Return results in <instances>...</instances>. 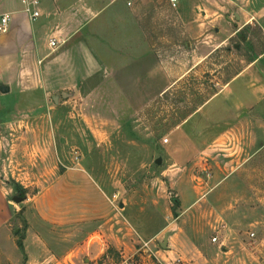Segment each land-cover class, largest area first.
Here are the masks:
<instances>
[{"label": "rangeland", "instance_id": "1", "mask_svg": "<svg viewBox=\"0 0 264 264\" xmlns=\"http://www.w3.org/2000/svg\"><path fill=\"white\" fill-rule=\"evenodd\" d=\"M144 2L147 29L131 40L172 78L167 91L58 106L38 95L42 108L0 126V264H264V92L252 87L242 118L221 93L244 69L264 87V10H251L264 0ZM74 169L97 184L106 217L70 190L69 214L55 193L48 203L74 219L40 224L34 196Z\"/></svg>", "mask_w": 264, "mask_h": 264}, {"label": "crops", "instance_id": "2", "mask_svg": "<svg viewBox=\"0 0 264 264\" xmlns=\"http://www.w3.org/2000/svg\"><path fill=\"white\" fill-rule=\"evenodd\" d=\"M144 7V0H39V16L34 19L24 10L22 0H0V16L10 15L8 30L0 32V126L18 120L17 114L26 105L30 112L42 108L44 101H39L38 95L51 96L58 106L80 103L81 99L99 93L148 96L167 91L172 78L157 64L152 66L150 54L135 50L136 43L131 40L134 30L138 31L137 25L147 29L142 26L149 21ZM251 10H264V5ZM193 12L180 17L195 18L197 13ZM192 21L189 19L188 23ZM51 39L57 41L55 48L50 45ZM122 46L127 49L124 56L107 51V47ZM123 62H130L125 70ZM245 70L227 80L221 90L230 114L241 118L258 99L256 88L264 92L257 81L245 77ZM253 86H256L254 91ZM10 94H14L13 98ZM137 100L139 106L145 104ZM70 170H65L54 184L34 196L33 218L40 224H66L74 219L57 220L56 208L48 203V197L55 193L58 206H62L59 211H64L61 215L69 214L66 191L70 190L79 192L85 205L96 207L93 212H99V217H106L103 194L97 184L84 170ZM87 217L90 219V214ZM98 219L103 224L106 218Z\"/></svg>", "mask_w": 264, "mask_h": 264}, {"label": "built area", "instance_id": "3", "mask_svg": "<svg viewBox=\"0 0 264 264\" xmlns=\"http://www.w3.org/2000/svg\"><path fill=\"white\" fill-rule=\"evenodd\" d=\"M179 0H169V3L175 8L178 5ZM22 4L24 10L28 13H31L32 17L35 19L39 16V11L37 9L39 0H22ZM130 5V3H128ZM10 26V15L9 14H2L0 16V32H5L8 30ZM50 45L52 48L57 46V41L55 39L50 40ZM253 237V234H252ZM218 237H213V241H217ZM149 242H144V245L147 246ZM98 264V263H95ZM170 264H185V262L181 258L173 259Z\"/></svg>", "mask_w": 264, "mask_h": 264}, {"label": "trees", "instance_id": "4", "mask_svg": "<svg viewBox=\"0 0 264 264\" xmlns=\"http://www.w3.org/2000/svg\"><path fill=\"white\" fill-rule=\"evenodd\" d=\"M24 238H25V234L21 235V237L18 238V240L16 241L17 246H18L19 249H21L22 251L25 250V247H24Z\"/></svg>", "mask_w": 264, "mask_h": 264}, {"label": "water", "instance_id": "5", "mask_svg": "<svg viewBox=\"0 0 264 264\" xmlns=\"http://www.w3.org/2000/svg\"><path fill=\"white\" fill-rule=\"evenodd\" d=\"M3 91H6V88H3L2 89ZM121 207H123V204H121ZM167 241V240H166ZM166 243V242H165ZM164 246V245H163Z\"/></svg>", "mask_w": 264, "mask_h": 264}]
</instances>
